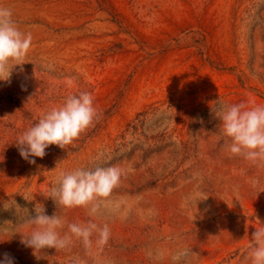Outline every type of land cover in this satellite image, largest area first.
Here are the masks:
<instances>
[{"label":"rangeland","instance_id":"rangeland-1","mask_svg":"<svg viewBox=\"0 0 264 264\" xmlns=\"http://www.w3.org/2000/svg\"><path fill=\"white\" fill-rule=\"evenodd\" d=\"M32 36L0 81V260L14 264H252L264 227V160L232 154L221 105L264 106V0H0ZM17 62L12 61L10 67ZM88 92L93 123L35 164L17 138L70 95ZM212 109V110H211ZM116 167L118 185L87 207L49 198L61 173ZM23 196L30 200L26 201ZM35 204L70 242L21 243ZM110 229L91 247L68 224Z\"/></svg>","mask_w":264,"mask_h":264},{"label":"clouds","instance_id":"clouds-1","mask_svg":"<svg viewBox=\"0 0 264 264\" xmlns=\"http://www.w3.org/2000/svg\"><path fill=\"white\" fill-rule=\"evenodd\" d=\"M32 43L30 33H22L12 19L9 8L0 6V81H8L15 66H22ZM17 63L10 67L11 62ZM212 110V109H211ZM96 110L93 97L88 92L68 96L64 103L52 108L29 129L24 131L16 140L20 156L30 164L35 159L46 155L50 145L61 149L73 144L79 135L92 125ZM219 126L223 134L231 138L228 145L232 154L243 155L251 161L264 160V106L247 107L246 104L221 105L216 113ZM121 172L116 167H97L95 170L77 169L70 173H61L58 187L52 189V198L56 204L66 208L87 207L91 205V214L99 208L98 200L107 198L118 185ZM26 201L30 200L23 196ZM5 210L15 208L27 213L26 223L35 226L27 238L22 237L21 243L37 251L54 248L56 251L64 249L70 242L66 233L61 236L58 229L64 226L63 220L53 214H45L44 207L35 204V216L29 217L28 210L21 208L14 200L10 205H3ZM264 224V223H262ZM71 234L82 240L85 247H91V237L98 234L96 244L105 245L110 236L107 224L99 227L89 221L86 225L68 224ZM250 252L252 264H264V227L255 229L251 235ZM0 264H14L13 259L5 254Z\"/></svg>","mask_w":264,"mask_h":264}]
</instances>
